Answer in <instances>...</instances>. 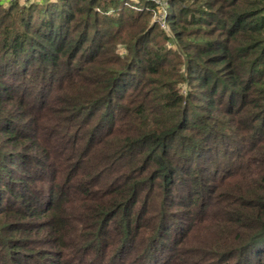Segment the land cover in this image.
Segmentation results:
<instances>
[{"label":"trees","instance_id":"obj_1","mask_svg":"<svg viewBox=\"0 0 264 264\" xmlns=\"http://www.w3.org/2000/svg\"><path fill=\"white\" fill-rule=\"evenodd\" d=\"M0 264H264V0H0Z\"/></svg>","mask_w":264,"mask_h":264},{"label":"built area","instance_id":"obj_2","mask_svg":"<svg viewBox=\"0 0 264 264\" xmlns=\"http://www.w3.org/2000/svg\"><path fill=\"white\" fill-rule=\"evenodd\" d=\"M23 1H28V0H23Z\"/></svg>","mask_w":264,"mask_h":264},{"label":"rangeland","instance_id":"obj_3","mask_svg":"<svg viewBox=\"0 0 264 264\" xmlns=\"http://www.w3.org/2000/svg\"><path fill=\"white\" fill-rule=\"evenodd\" d=\"M163 27H164V25H163ZM165 28V27H164Z\"/></svg>","mask_w":264,"mask_h":264}]
</instances>
